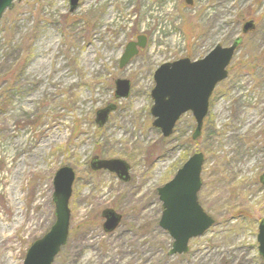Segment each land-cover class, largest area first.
Masks as SVG:
<instances>
[{
    "label": "rangeland",
    "instance_id": "rangeland-1",
    "mask_svg": "<svg viewBox=\"0 0 264 264\" xmlns=\"http://www.w3.org/2000/svg\"><path fill=\"white\" fill-rule=\"evenodd\" d=\"M14 1L0 19V264H23L54 223V175L76 170L69 237L53 264H264L258 224L264 218V0ZM243 17V19H241ZM244 35L214 88L202 134L193 114L170 137L153 126L156 68L199 60ZM146 45L120 68L125 45ZM117 78L132 83L114 97ZM117 104L103 127L95 113ZM194 152L205 154L200 205L215 223L190 239L187 254L159 226L158 189ZM121 158L129 181L101 170L94 156ZM122 214L105 232L102 211Z\"/></svg>",
    "mask_w": 264,
    "mask_h": 264
},
{
    "label": "water",
    "instance_id": "water-1",
    "mask_svg": "<svg viewBox=\"0 0 264 264\" xmlns=\"http://www.w3.org/2000/svg\"><path fill=\"white\" fill-rule=\"evenodd\" d=\"M14 1L0 0V19L6 9L14 6ZM191 4V0H186ZM79 0H70V9L78 7ZM255 28L253 20L244 22L242 33L246 34ZM137 41L129 42L121 55L120 68L128 64L144 48L145 36H138ZM242 36L237 37L229 46L215 45L203 58L191 60L181 58L177 61L159 65L153 76L155 81L151 89L153 105L150 109L154 120L153 126L160 129L161 134L168 138L172 135L176 122L180 117L192 112L196 127L193 139L201 135L204 118L209 114L210 98L214 88L227 78L228 66ZM115 83V97L126 99L130 95L131 82L128 79L118 78ZM117 104L109 103L104 108L96 111V123L105 125L114 112ZM205 154L195 152L190 156L174 177L158 189V197L162 202L163 212L159 226L167 230L173 244L171 255L187 254L190 239L203 235L215 223L198 200V193L202 188V169ZM93 170L106 169L117 174L118 178L129 181V165L121 159L93 158L90 163ZM75 179V171L68 165L59 168L54 175L53 202L55 204V222L42 238L37 239L28 249L23 264H52L68 240L70 229V199ZM264 184V173L260 176ZM105 218L103 228L105 232L113 231L120 225L122 215L109 208L103 211ZM259 255L264 260V218L258 224Z\"/></svg>",
    "mask_w": 264,
    "mask_h": 264
},
{
    "label": "flooded vegetation",
    "instance_id": "flooded-vegetation-1",
    "mask_svg": "<svg viewBox=\"0 0 264 264\" xmlns=\"http://www.w3.org/2000/svg\"><path fill=\"white\" fill-rule=\"evenodd\" d=\"M105 105H106V104H105ZM103 107H105V106H103ZM103 107H102V108H103ZM193 140H194V139H193ZM195 140H196V139H195ZM89 167H90V169H91L93 172H95V173H97L98 171L103 170V169L93 170V169L91 168V165H89ZM105 171H106V170H105ZM107 171L111 172L112 174H115V176L118 177L116 173H114V172H112V171H110V170H107ZM118 179H119V178H118ZM75 180H76V178H75ZM75 180H74V181H75ZM75 182H76V181H75ZM102 216H103V213H102ZM103 219H104V217H103ZM103 225H104V221H103Z\"/></svg>",
    "mask_w": 264,
    "mask_h": 264
},
{
    "label": "trees",
    "instance_id": "trees-1",
    "mask_svg": "<svg viewBox=\"0 0 264 264\" xmlns=\"http://www.w3.org/2000/svg\"><path fill=\"white\" fill-rule=\"evenodd\" d=\"M241 19H243V17Z\"/></svg>",
    "mask_w": 264,
    "mask_h": 264
}]
</instances>
